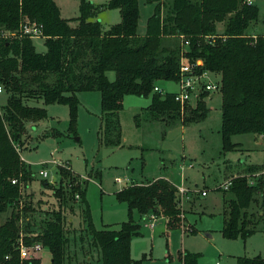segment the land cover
<instances>
[{
  "label": "trees",
  "instance_id": "16d2710c",
  "mask_svg": "<svg viewBox=\"0 0 264 264\" xmlns=\"http://www.w3.org/2000/svg\"><path fill=\"white\" fill-rule=\"evenodd\" d=\"M144 1L154 8L144 33L139 34V0H108L100 5L119 10L120 21L109 27L90 19L97 8L90 1L81 0L80 16L64 19L54 0H0V85L7 93L0 113V218L10 209L8 217L0 220V264H40L38 257L20 259L19 236L26 245L38 241L47 248L51 264L65 262L68 240L62 211H52L50 218L33 226L25 216L32 208L24 204L20 209L21 191L11 183L14 177L24 183L31 178L17 146L24 144L26 123L46 117L45 109L30 102L41 99L44 104H67L70 127L74 128L76 94L98 91L100 143L122 146L119 111L126 95L149 97L141 113L146 112L151 120L188 124L207 116L202 101L183 115L173 91H154L159 80L178 81L185 55L191 61L201 60V68L213 72L220 83L221 152L238 148L239 143L232 141L236 134H254L263 141V162L247 166L245 174L230 176L227 189L217 187L222 192L220 232L229 239L246 238L264 223V189L248 182L254 172L264 169V36L250 33L259 21L264 23V10L262 19L258 17L259 0ZM38 36L44 39V52L33 45L32 39ZM58 171L60 184L52 189L53 196L62 207L70 200L75 203L78 195V208L92 246L100 252L101 264H142L130 254L131 239L139 234V226L128 221L118 229L95 228L85 198L87 181H80L62 166ZM43 183L49 186L45 180ZM115 196L129 211L136 208L141 214L153 212L165 218L167 229L184 228L180 215L186 209L180 208L177 186L166 178L128 185ZM192 226L184 231L196 232ZM179 259L181 264L197 263V255L187 251L180 252ZM237 264H264V259L260 255L239 257Z\"/></svg>",
  "mask_w": 264,
  "mask_h": 264
},
{
  "label": "rangeland",
  "instance_id": "374dc122",
  "mask_svg": "<svg viewBox=\"0 0 264 264\" xmlns=\"http://www.w3.org/2000/svg\"><path fill=\"white\" fill-rule=\"evenodd\" d=\"M54 1L62 18L72 19L81 15V0ZM85 1L97 7L91 20L100 21L104 27L120 21L118 9L100 7L108 0ZM258 5L260 19L263 16L264 0H259ZM153 8V3L139 0V34L144 33L146 20ZM259 31L264 36V25L259 27ZM43 41L39 36L32 39L36 51L46 50ZM108 75L113 79V72ZM157 84L163 92L176 89V82L173 81L159 80ZM76 97L78 107L74 128L70 127L67 104H44L41 99L30 102L31 105L45 109L46 117L28 121L24 144L17 146L23 164L32 173L31 178L25 183L20 177L12 178L16 180L14 185H18L22 194L23 204L19 206L20 209L24 204L32 208L25 216L33 226L40 224L44 217L50 218L52 211H62L64 232L68 240L64 264H101V260L98 259L100 252L92 246V238L78 208L79 198L75 195V203L70 200L60 207L59 201L53 196L52 189L60 184L59 166L68 169L80 181H87L85 198L95 228L109 226L118 229L120 224L128 221L139 226V234L131 239L130 254L142 264H181L179 255L183 251L197 255L196 264H237L239 257L251 258L257 255L264 259V223L246 238L238 236L229 239L222 235L220 222L215 219L218 215L222 217V192L217 190V186L223 189V183L233 176L228 171L229 166L240 167L234 157L251 160L253 163L260 162L263 143L254 134H236L232 141L241 143V149L225 154L221 152L220 92H215L212 98L193 101L181 108L183 115L195 108L199 101L207 108L208 114L204 119L188 124L180 120L167 124L162 119H148L146 112L141 113V108L148 105L149 97L124 96L119 111L122 146L118 147L100 143V93L95 90L80 91ZM6 100L7 93L3 91L0 93L1 108ZM137 114L140 115L138 119L134 118ZM247 153L250 157H247ZM179 163L183 168H179ZM41 169L47 170V178L38 175ZM243 172L238 171L237 174H245ZM162 174L170 176L175 184L189 190L192 204H184L188 195L185 196L180 208L186 207V210L180 216L184 228L194 223L196 232L184 234L180 228L167 229L164 218H158L149 228L146 226L148 218L145 219L136 208L129 211L127 204L115 196L118 190L128 185L146 184L162 177ZM254 174L248 180L249 184L252 182V185H257L256 189H264V169ZM117 177L128 178L129 183H117ZM257 179L262 181V187L258 185ZM44 180L49 186H45ZM200 189H205L207 195L198 196L196 190ZM9 213L10 209L1 214L0 220L3 222ZM37 257L40 264H51V254L47 248L43 247Z\"/></svg>",
  "mask_w": 264,
  "mask_h": 264
},
{
  "label": "built area",
  "instance_id": "2783aa9c",
  "mask_svg": "<svg viewBox=\"0 0 264 264\" xmlns=\"http://www.w3.org/2000/svg\"><path fill=\"white\" fill-rule=\"evenodd\" d=\"M250 3V1H249ZM25 31L29 32L28 28H25ZM33 33H37V30L32 29ZM188 44L187 41L184 42V46ZM201 60L191 61L187 58V56H182L180 60V68H179V79L176 82V89L173 90L174 92V100L179 103L180 108H184L191 104L193 101L202 100L205 98H212L215 92L220 91V83L217 80L216 76L213 72L203 69ZM4 89L0 85V93L3 92ZM154 91H163L160 89L159 86L154 87ZM2 108L0 107V113ZM18 150V148H17ZM38 175L41 178H47L48 172L45 169H41L38 172ZM117 183H123L124 181H128V178H115ZM11 182L13 184L16 183L15 179H12ZM251 182V181H250ZM129 183V181H128ZM252 185V182L250 183ZM230 185L229 181L223 183V189H227ZM188 189L178 186L177 187V194L179 196V205L181 200L188 195ZM206 192L203 190L201 195H205ZM78 197V195H76ZM21 204V202H20ZM148 222L146 226L152 228L154 222L159 218L153 212H150L147 216ZM18 251L20 259H30L37 257V253L42 250L43 246L40 243L33 242L30 245H26L22 237L18 239ZM8 258V256H6Z\"/></svg>",
  "mask_w": 264,
  "mask_h": 264
},
{
  "label": "crops",
  "instance_id": "0c3cea01",
  "mask_svg": "<svg viewBox=\"0 0 264 264\" xmlns=\"http://www.w3.org/2000/svg\"><path fill=\"white\" fill-rule=\"evenodd\" d=\"M263 17V16H262ZM262 17L260 18V20L262 19ZM264 25V23H261V21H259L257 24H255V26L253 27V29L251 30V34L254 36L255 34H257V33H260V31H259V27H261V26H263ZM149 103V102H148ZM260 139H261V137L260 136H258ZM237 143H239V142H237ZM239 146H238V148L237 149H241V143H239L238 144ZM262 147H263V143H262ZM236 149V150H237ZM262 151V150H261ZM225 157H226V155H224ZM230 158L232 157V155H230L229 156ZM247 157H250V155L247 153ZM229 158V160H231ZM235 159H237L238 160V162H239V165H240V167H236V168H234L233 166H229V168H228V171H229V173H232L233 175H236L237 173H238V171H242V170H245V168H247L246 166H249V165H258V164H261L262 162H263V151H262V161H260V162H256V163H253L251 160H246V159H241V158H236V157H234ZM226 160V159H225ZM233 164V163H232ZM192 164H189V166H191ZM179 168H183V166H182V164L181 163H179ZM228 173V174H229ZM163 175V174H162ZM163 178H166V179H168L171 183H173L175 186H177L178 187V185L177 184H175V182L170 178V176H168V175H163L162 176ZM218 187V186H217ZM205 191V189H200V190H196V191H198V193H199V195L198 196H200L201 195V192L202 191ZM206 193H207V191H206ZM207 194H205V195H201V196H206ZM198 198V197H197ZM192 201H193V198L192 197H190L189 195L186 197V199H185V202H184V204H187L188 206L190 205V204H192ZM221 202H222V197H221ZM185 209H186V207H184ZM190 210H191V208H190ZM150 213V212H149ZM149 213H146V214H142L144 217H145V219L147 218V216H148V214ZM188 216H190V215H188ZM211 216H212V214H211ZM214 217V216H213ZM159 218H163V217H159ZM201 218V217H200ZM165 219V218H164ZM215 219H218V221L220 222L219 223V225H221L222 226V217H220V215H218L217 216V218L215 217ZM188 220H189V217H188ZM194 222H195V224H196V220H194ZM189 224H191V225H189V226H191V227H193L192 225H194V223H189ZM188 225V224H187ZM195 226V225H194ZM221 226H220V228H221ZM181 229V231L184 233V234H186V232L184 231V228H180Z\"/></svg>",
  "mask_w": 264,
  "mask_h": 264
}]
</instances>
